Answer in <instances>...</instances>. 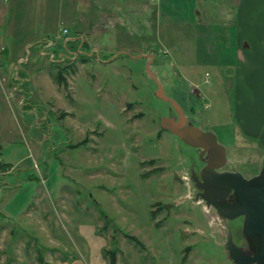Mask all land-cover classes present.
<instances>
[{
	"label": "rangeland",
	"instance_id": "374dc122",
	"mask_svg": "<svg viewBox=\"0 0 264 264\" xmlns=\"http://www.w3.org/2000/svg\"><path fill=\"white\" fill-rule=\"evenodd\" d=\"M139 1L0 0V264H235L229 233L249 250L242 216L196 198L204 155L161 127L177 113L150 76L225 147L220 170L258 174L261 141L235 110L229 8Z\"/></svg>",
	"mask_w": 264,
	"mask_h": 264
},
{
	"label": "water",
	"instance_id": "95a60500",
	"mask_svg": "<svg viewBox=\"0 0 264 264\" xmlns=\"http://www.w3.org/2000/svg\"><path fill=\"white\" fill-rule=\"evenodd\" d=\"M149 64L148 60L146 66L150 74ZM150 76L157 85L156 95L169 102L177 113V117H162L161 127L186 144L199 148L200 155H204V164L198 174L192 172L190 175L199 189L196 198L215 207L222 219L243 217L242 233L249 250L236 245L229 233L225 241L229 258L235 264H264V160L258 174L249 178L239 171L220 170L227 161L225 147L213 132L202 130L187 120L181 106L164 93L154 75Z\"/></svg>",
	"mask_w": 264,
	"mask_h": 264
},
{
	"label": "crops",
	"instance_id": "0c3cea01",
	"mask_svg": "<svg viewBox=\"0 0 264 264\" xmlns=\"http://www.w3.org/2000/svg\"><path fill=\"white\" fill-rule=\"evenodd\" d=\"M221 1V10L229 8L226 17L233 21V24L230 25L234 26L235 38L237 39L234 52H232V56L234 54L235 57L236 54V60L232 59L231 64L234 72L232 71L230 74L236 75L231 84V87L234 86L235 92V110L245 135L257 137L261 141L260 147L264 150L262 147V145L264 146V85H260L259 77L264 76V0ZM197 4L199 6L196 7L195 13L198 16H201L202 10L204 12V9L208 10L206 7L210 6L206 4L203 5L205 6L203 8L199 0H197ZM230 5L234 7L231 8ZM24 14L28 16L25 11L21 15ZM117 19L115 18V21ZM20 23L22 24V21ZM23 31L28 32L30 28L24 27ZM76 38L77 35H74L68 37V40L77 41ZM143 55L146 56L147 53H143ZM150 56L153 58V54L150 53ZM198 86L200 94H204L201 88L202 83Z\"/></svg>",
	"mask_w": 264,
	"mask_h": 264
},
{
	"label": "built area",
	"instance_id": "2783aa9c",
	"mask_svg": "<svg viewBox=\"0 0 264 264\" xmlns=\"http://www.w3.org/2000/svg\"><path fill=\"white\" fill-rule=\"evenodd\" d=\"M67 32H68V30L66 28H62L61 31H60V34H58V35H60L59 37H62V40H63L64 37H65V34ZM66 42H67V39H65L64 42H62V43L65 45ZM55 43H56V41H54L53 39H46L43 42L42 48L47 52L48 57L51 59L50 61H53L58 56V54L54 50L51 49L54 46ZM3 48H4L3 46H0V52H1V50ZM63 54H65V53H62V55ZM59 57L61 58L62 56H59Z\"/></svg>",
	"mask_w": 264,
	"mask_h": 264
},
{
	"label": "trees",
	"instance_id": "16d2710c",
	"mask_svg": "<svg viewBox=\"0 0 264 264\" xmlns=\"http://www.w3.org/2000/svg\"><path fill=\"white\" fill-rule=\"evenodd\" d=\"M75 44L74 45H76L75 46V48L77 49V48H79L77 45L79 44L80 45V51L82 50V49H88V47H87V43L83 40H81V39H77V41L75 40V42H74ZM72 44V43H71ZM79 53H82V52H79Z\"/></svg>",
	"mask_w": 264,
	"mask_h": 264
},
{
	"label": "flooded vegetation",
	"instance_id": "af4514ba",
	"mask_svg": "<svg viewBox=\"0 0 264 264\" xmlns=\"http://www.w3.org/2000/svg\"><path fill=\"white\" fill-rule=\"evenodd\" d=\"M191 90H193V92H196V95H198V96L201 98V96H200V92H199L197 89L191 88ZM181 108H182V110H183L182 105H181ZM183 113H184V110H183ZM184 114H185V113H184ZM185 116H186L187 119L189 118L187 115H185ZM262 163H263V162H262ZM198 171H199V170H198ZM241 219H242V217H241Z\"/></svg>",
	"mask_w": 264,
	"mask_h": 264
}]
</instances>
